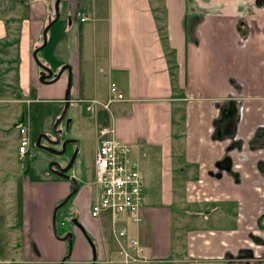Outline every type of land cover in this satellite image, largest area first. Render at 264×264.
Returning <instances> with one entry per match:
<instances>
[{
	"label": "crops",
	"instance_id": "1",
	"mask_svg": "<svg viewBox=\"0 0 264 264\" xmlns=\"http://www.w3.org/2000/svg\"><path fill=\"white\" fill-rule=\"evenodd\" d=\"M3 2L12 3L0 0V12L14 13L0 16V63L10 65L1 43L11 50L9 40H16L22 84H51L32 76L30 54L54 19L55 0H14L13 9ZM49 30L37 59L53 74L69 65L70 103L106 101L110 84L123 94L97 111L102 129L112 128L132 148L142 178L141 222L125 216L119 226L128 252L147 262L128 264H239L233 260L239 249L253 251L251 264H264L253 241L264 236V2L60 0ZM49 41L52 53L45 55ZM66 80L64 71L54 89L35 87L63 104ZM20 95L3 102H31L26 88ZM42 168L38 181L22 179L20 192L9 182L7 190L0 187V264H38L64 253L47 229L51 207L70 188ZM90 205L73 202L72 212L85 215L79 228L93 237L95 255L89 248L85 260L69 264H126L110 233L91 230L95 223L101 230L103 214L92 218ZM127 239L137 240L140 254Z\"/></svg>",
	"mask_w": 264,
	"mask_h": 264
},
{
	"label": "rangeland",
	"instance_id": "2",
	"mask_svg": "<svg viewBox=\"0 0 264 264\" xmlns=\"http://www.w3.org/2000/svg\"><path fill=\"white\" fill-rule=\"evenodd\" d=\"M8 1H12V3L8 4L7 2H3V4H1V7H6L7 9L12 7L13 9L14 0ZM10 13L13 14V10H7L5 12L2 10L0 12V16L3 17L4 14ZM78 14L81 15L80 11L77 12V16ZM21 20L22 19L19 18L20 22ZM193 25H195V23ZM185 26L186 24L184 25V27ZM44 27L45 25H43L41 29V40ZM56 27L57 25H54V27L49 30L48 35L53 33ZM9 42L13 44L11 50H8V48L4 46L3 42L1 43V55H5V59L7 62H10V65L5 66V64L0 63V86L1 91H3V95L1 94L0 96V98L3 99L0 100V187L4 190H7L6 184L9 182L13 184V187H15L18 192H20V182L22 181V179L29 178L30 181H38L40 177L37 174V170H42V166H45V163L47 161L49 162L52 158L49 153L35 148L33 141L40 134L52 133V125L62 112L63 104L58 102L57 100H53V97H51V99H48L46 95H43L35 87L36 85H38L41 87H49L51 89H54L53 87H55L54 85H58V81L53 82L49 85H42L40 83L35 84L34 82L30 81L27 86L22 84L21 75L18 73V69L20 60L22 65H24V61L18 52L17 46L15 45L18 44V42L13 39H10ZM50 53H52V44L49 41L48 46L44 49V54L46 55ZM37 57L41 59L40 51L37 53ZM30 67L32 69V76L36 74L38 77L41 70H39L37 63L33 59L31 54ZM4 69H7V73L3 71ZM22 88L27 89V93L29 95L28 98L31 101L30 103H19L15 101L3 102L5 101V98L15 100L22 98L20 95V91ZM82 105L84 104L75 101L70 103L65 119L58 126V131L60 133L59 135L62 142L65 140H77L79 142V150L70 170L72 176L78 183L77 192L69 199V201L65 205H63L56 211L55 227L58 237H55L47 229L53 241L55 243H61L64 248V253H62L59 258L55 259L42 258L41 260H39L40 263L38 264H60L61 260L67 253V242L61 241L59 240V238L65 236L67 233H70L72 235L71 253L69 259L63 264H69L72 262L77 263V259L85 260L88 257L87 252L89 248H91L90 244L91 242L93 243V237L87 232H83L79 227H76L70 219L71 217H74V220H76V214L72 212L73 202L77 205V207L81 205V202L82 205L85 203L86 205L91 204L93 202L92 190H90V192L88 191L93 176V145L94 140L97 136V131L99 130V128L102 129L105 126V123L101 122L102 116L98 113V111L96 112L95 117L89 116L88 114L84 115V111L82 112L81 110ZM93 118L96 120V122H94ZM67 119H70L71 122L68 129L66 130ZM18 124L24 126L29 131V152L27 157L23 158V160H19L16 154L17 140H19L17 133L19 131V128H16L15 126ZM72 150L73 149L69 145H67V150L65 151V153H63V155L57 157L58 160L61 162L66 161L67 158L72 155ZM27 165V168H29V170L25 174L24 171ZM8 177L11 178V181L7 180ZM51 177H53L52 180H56L58 181V183L65 184L66 186L68 185L70 188L71 184L69 183V181L56 179L54 176ZM61 201H59V203ZM59 203H57L56 205H58ZM0 204H3L1 198ZM56 205H53L51 207L50 221L53 209L56 207ZM79 216L83 218L85 215L80 214ZM100 222L101 230L96 223L91 230H94L95 232H93L99 236H101L103 230V232L106 234V237L109 238L108 233H110L111 235L110 218L106 213H103ZM183 224L187 225V222L183 221ZM113 242L115 243V241ZM77 251L79 252V257L77 255ZM35 256L40 255L39 253H35Z\"/></svg>",
	"mask_w": 264,
	"mask_h": 264
},
{
	"label": "built area",
	"instance_id": "3",
	"mask_svg": "<svg viewBox=\"0 0 264 264\" xmlns=\"http://www.w3.org/2000/svg\"><path fill=\"white\" fill-rule=\"evenodd\" d=\"M78 16H80L78 14ZM86 21V16L81 17ZM123 100V94L114 84L109 85V96L106 101L91 99L84 101L83 111L89 116L96 115L97 109L108 110L111 102ZM29 137L26 128H19L17 155L23 160L28 152ZM93 178L91 187L94 198L89 208L92 218H99L106 213L110 218V232L119 248L123 263L147 262L137 256H132L125 247L126 230L119 226L125 216L132 223H140L139 210L144 201L142 178L137 161L132 157V148L120 142L112 128L98 131L95 138L93 154ZM129 247L140 254L139 245L135 239H127Z\"/></svg>",
	"mask_w": 264,
	"mask_h": 264
},
{
	"label": "water",
	"instance_id": "4",
	"mask_svg": "<svg viewBox=\"0 0 264 264\" xmlns=\"http://www.w3.org/2000/svg\"><path fill=\"white\" fill-rule=\"evenodd\" d=\"M59 4H60V0H55L54 2V19H52L51 21H49L42 32V44L40 46H37L36 48H34L32 55L34 60L36 61L38 67H40L41 71L39 74V81L43 84H46V82H50L53 83L55 81H57L60 77V75L66 71L67 72V80H66V88H65V92H64V98H63V109L62 112L60 113V115L57 117V119L55 120L54 124L52 125V132L54 137L56 138V141L54 143H58L60 140V133L57 130V126L65 119L68 109H69V105L71 102V83H72V77H71V69L69 67V65L67 66H63L59 69V71H57V73L53 74L52 70L49 69L48 67L42 65L38 59L36 54L42 49L44 48V46L46 45L47 42V32L49 30V28L58 20L59 18ZM71 120L67 119L66 120V130L69 127ZM42 137H48L46 134H40L37 136L36 140H35V147L37 148H42L44 150H46L47 152L53 153V154H58V155H62L65 152V148L67 144H73L74 150L73 153L70 157L69 163L67 164L66 167L61 168L59 166L58 163H50L48 165V170L50 171V173H52L53 175H56L57 177H59L60 179L69 181L71 184V192L58 204L56 205V207L53 209L52 212V217H51V221L50 224L48 225V230L49 232H51L55 237L57 236V232H56V227H55V217H56V211L61 208L63 205H65L69 199L75 195V193L77 192L78 189V184L76 179L72 176V175H66V172H68V170L70 169L71 165L73 164V161L76 157V154L79 150V142L77 140H65L62 142L61 146V150L59 152H55L54 150H52L49 147H45L42 146L40 144V139ZM52 165H55V170H52ZM76 222V221H75ZM72 235L70 233H67L65 236L59 238V240L61 241H66L67 242V253L66 255L63 257V259L61 260L60 264H63L69 257H70V253H71V245H72ZM94 251V248H93Z\"/></svg>",
	"mask_w": 264,
	"mask_h": 264
},
{
	"label": "flooded vegetation",
	"instance_id": "5",
	"mask_svg": "<svg viewBox=\"0 0 264 264\" xmlns=\"http://www.w3.org/2000/svg\"><path fill=\"white\" fill-rule=\"evenodd\" d=\"M262 2H264V0H255V5H261L262 4ZM59 126V125H58ZM58 126H57V130H58ZM44 134H46L48 137L46 138H44V137H42L41 139H40V144L42 145V146H45V147H49V148H51L52 150H54L55 152H59L60 150H61V148H62V146H61V144H62V141H61V139L59 140V142L58 143H54L55 141H56V138L54 137V135H53V132L52 133H44ZM35 143V140L33 141V144ZM67 145H69L73 150H74V145L73 144H67ZM67 145H66V148H65V151L67 150ZM37 148V147H36ZM37 149H39V150H41V151H44V152H47L46 150H44V149H42V148H37ZM73 150H72V152H73ZM47 153H49L50 155H51V159H50V161L48 162H46L45 163V170H46V172L48 173V174H50V175H53L52 173H50V171L48 170V165L50 164V163H58L59 164V166L61 167V168H63V167H66L67 166V164L69 163V160H70V157H68L67 158V160L66 161H63V162H61V161H59L58 160V158L57 157H60L61 155H58V154H53V153H50V152H47ZM65 153V152H64ZM63 155V154H62ZM71 168H72V165H71V167H70V169L68 170V172H66V175H72L71 174V172H70V170H71ZM56 168H55V165H52V170H55ZM55 177H56V175H54ZM63 180V179H62ZM70 191H71V186H70ZM70 191H69V193H70ZM68 193V194H69ZM67 194V195H68ZM66 195V196H67ZM65 196V197H66ZM64 197V198H65ZM73 218V219H72ZM75 219L76 220H74V217H71V221H72V223L76 226V227H79V224H77V223H79L78 222V217L76 216L75 217ZM76 221V222H75ZM264 230V229H263ZM253 241H255V244L256 245H258L259 247H261V252H260V254H264V236L263 237H258V238H254L253 239ZM90 247H91V249H92V256H94L95 255V245H94V243H92L91 242V244H90ZM93 248H94V251H93ZM237 254L235 255V259H233V260H235V261H238L239 262V264H251L250 263V259H252V258H254V256H253V251L252 250H249V249H239L237 252H236ZM92 258V257H91ZM94 259V258H93ZM255 260V259H254ZM94 261H95V259H94ZM94 261H93V263H94ZM232 261V259H230V262ZM252 261H253V259H252ZM256 261V260H255ZM255 264V263H254Z\"/></svg>",
	"mask_w": 264,
	"mask_h": 264
},
{
	"label": "trees",
	"instance_id": "6",
	"mask_svg": "<svg viewBox=\"0 0 264 264\" xmlns=\"http://www.w3.org/2000/svg\"><path fill=\"white\" fill-rule=\"evenodd\" d=\"M187 19L190 20V17L186 18V16H185V19H184V23H185V24H187V21H188ZM198 20H199V19H198ZM198 20H197V21H198ZM197 21H196V22H197ZM185 24H184V25H185ZM239 26H243L242 22L239 24ZM185 29H186V26H185ZM239 31H243L242 28L239 27ZM45 172H46V170H45ZM47 174H48V173H47Z\"/></svg>",
	"mask_w": 264,
	"mask_h": 264
}]
</instances>
